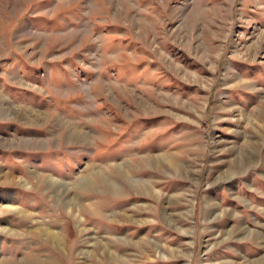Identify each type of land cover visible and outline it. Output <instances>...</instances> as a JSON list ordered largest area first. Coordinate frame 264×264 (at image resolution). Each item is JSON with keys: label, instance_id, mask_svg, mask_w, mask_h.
<instances>
[{"label": "rangeland", "instance_id": "374dc122", "mask_svg": "<svg viewBox=\"0 0 264 264\" xmlns=\"http://www.w3.org/2000/svg\"><path fill=\"white\" fill-rule=\"evenodd\" d=\"M0 264H264V0H0Z\"/></svg>", "mask_w": 264, "mask_h": 264}, {"label": "crops", "instance_id": "0c3cea01", "mask_svg": "<svg viewBox=\"0 0 264 264\" xmlns=\"http://www.w3.org/2000/svg\"><path fill=\"white\" fill-rule=\"evenodd\" d=\"M28 62V61H27ZM84 61H80V62H75L74 64L69 67L68 65H66L67 61H62V59H58L57 61H55V65H53L52 63H47V64H42V63H36V65L39 66V74L35 73V78L36 79H42L41 74L42 72V68L44 67L46 70V74L48 79H45L47 81V83L49 85H54V83H58L64 85V87H66L68 81H70V79H74V75L72 73L75 74V71L77 72L78 70H81V65ZM32 64V63H30ZM35 65V64H32ZM37 68V67H34ZM76 76V74H75ZM10 89V87H8ZM48 91H51V89H48ZM70 90H65L64 94L68 95ZM10 93V90H9ZM11 100V102H15L14 100H16L15 98H11L9 97ZM17 102V101H16ZM28 104H26L27 106Z\"/></svg>", "mask_w": 264, "mask_h": 264}]
</instances>
